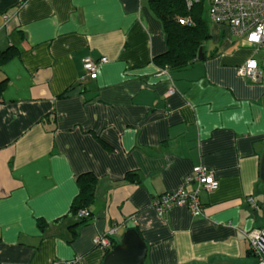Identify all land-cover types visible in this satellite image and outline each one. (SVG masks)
<instances>
[{
	"label": "crops",
	"instance_id": "0c3cea01",
	"mask_svg": "<svg viewBox=\"0 0 264 264\" xmlns=\"http://www.w3.org/2000/svg\"><path fill=\"white\" fill-rule=\"evenodd\" d=\"M151 1L0 0V51L17 53L0 67V264H103L94 239L115 226L117 242L138 229L145 264H253L245 234L264 220L247 198L263 201L264 78L238 67L264 57L206 20L204 59L165 72ZM87 58L108 61L81 82ZM197 166L219 182L201 193L203 215H158L153 200ZM87 173L96 196L78 225L69 211Z\"/></svg>",
	"mask_w": 264,
	"mask_h": 264
},
{
	"label": "built area",
	"instance_id": "2783aa9c",
	"mask_svg": "<svg viewBox=\"0 0 264 264\" xmlns=\"http://www.w3.org/2000/svg\"><path fill=\"white\" fill-rule=\"evenodd\" d=\"M200 1L185 0V3L190 9ZM209 2V15L213 23L229 26L233 34L246 42L255 52L264 51V0H209ZM179 22L186 25L190 24L191 20L182 18ZM107 61L106 58L85 59L84 75L80 81L96 79L99 67ZM263 64L264 60L250 58L238 67V74L252 83H260L264 78ZM167 70L164 69L165 72ZM188 185H193V188L187 189ZM218 187L219 182L215 171L205 166H197L186 176L184 186L155 198L152 205L158 215H165L175 207H185L193 216L200 217L203 215L204 208L201 202V193L215 191ZM247 204L252 212H262V204L254 196L247 198ZM81 215L88 217L90 212L83 211ZM119 231L120 226L111 228L107 233L96 237L94 245L109 253L116 246V236ZM245 236L249 242V248L256 256L257 264H264V252L260 244L264 236V226L246 232ZM53 264L86 263L82 257L76 256L66 261H55Z\"/></svg>",
	"mask_w": 264,
	"mask_h": 264
},
{
	"label": "trees",
	"instance_id": "16d2710c",
	"mask_svg": "<svg viewBox=\"0 0 264 264\" xmlns=\"http://www.w3.org/2000/svg\"><path fill=\"white\" fill-rule=\"evenodd\" d=\"M151 7L163 25L169 47L165 54L155 59L156 64L162 69L182 70L198 62L200 47L211 38L208 23L204 18V0L190 9L185 0H155L151 1ZM182 18L190 19L191 23L180 24L179 20ZM16 56L17 53L12 48L0 51V67ZM262 66L264 67V64ZM6 86V80L0 82V102L3 100ZM77 183L79 193L72 202L69 214L78 220V225H83L91 219V213L88 217H83L81 213L90 212L89 208L95 201L97 178L87 173L81 175ZM135 230L138 231L137 228ZM248 255L256 258L250 248Z\"/></svg>",
	"mask_w": 264,
	"mask_h": 264
},
{
	"label": "water",
	"instance_id": "95a60500",
	"mask_svg": "<svg viewBox=\"0 0 264 264\" xmlns=\"http://www.w3.org/2000/svg\"><path fill=\"white\" fill-rule=\"evenodd\" d=\"M204 59L203 47L199 49L198 61ZM259 180L264 190V150L259 160ZM262 213L264 219V191L262 201ZM264 252V236L260 241ZM148 253V246L140 232L135 229H128L122 235L117 245L106 254L103 264H145Z\"/></svg>",
	"mask_w": 264,
	"mask_h": 264
},
{
	"label": "rangeland",
	"instance_id": "374dc122",
	"mask_svg": "<svg viewBox=\"0 0 264 264\" xmlns=\"http://www.w3.org/2000/svg\"><path fill=\"white\" fill-rule=\"evenodd\" d=\"M209 9H210V2H209V0H204V18L207 21H210ZM263 57H264V51H261V53L258 56V58L260 59V58H263ZM263 69H264V67H263ZM261 187L263 189V186H261ZM262 219H263V217H262ZM251 261L253 262V264H256L257 263V260H256L255 257H251Z\"/></svg>",
	"mask_w": 264,
	"mask_h": 264
},
{
	"label": "bare ground",
	"instance_id": "6f19581e",
	"mask_svg": "<svg viewBox=\"0 0 264 264\" xmlns=\"http://www.w3.org/2000/svg\"><path fill=\"white\" fill-rule=\"evenodd\" d=\"M253 213V212H252ZM259 215V214H258ZM262 227V226H261Z\"/></svg>",
	"mask_w": 264,
	"mask_h": 264
}]
</instances>
